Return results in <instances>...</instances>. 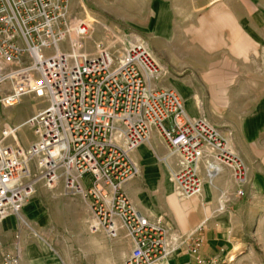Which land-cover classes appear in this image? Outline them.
<instances>
[{"label":"built area","instance_id":"1","mask_svg":"<svg viewBox=\"0 0 264 264\" xmlns=\"http://www.w3.org/2000/svg\"><path fill=\"white\" fill-rule=\"evenodd\" d=\"M71 3L0 0V105L15 106L28 95L46 102L0 132V220L19 215L39 182L51 188L62 182L89 201L91 232L132 242L127 264H155L175 249L170 228L139 210L124 191L140 175L132 153L152 132L161 135L167 158L178 157L172 179L187 199L202 192V162L209 178L229 168L239 195L249 183L248 168L217 126L189 116L178 92L158 84L165 67L144 42L121 50L116 36L109 45L88 48L92 22L74 15ZM172 114L167 129L164 121ZM24 126L34 136L28 147L17 138ZM86 174L92 175L90 187ZM202 243L194 240L193 256Z\"/></svg>","mask_w":264,"mask_h":264},{"label":"rangeland","instance_id":"2","mask_svg":"<svg viewBox=\"0 0 264 264\" xmlns=\"http://www.w3.org/2000/svg\"><path fill=\"white\" fill-rule=\"evenodd\" d=\"M210 2L72 0L71 10L77 17L92 22L94 31L88 48H94L98 42L109 45L116 36L119 41L116 46L121 50L131 42H144L165 62L158 84L176 90L187 113L185 96L192 99L198 115L189 112V116L207 118L228 139L231 149L248 168L249 183L244 195L237 193L241 200L237 204H226L223 209L227 226L234 228L239 237L235 240L238 251L227 259L218 256L215 262L264 264V190L261 194L256 192L251 169L243 155L248 153L250 160L259 166L258 174L264 181V44L257 36L260 31L257 21L264 0H218L211 5ZM228 15L235 21L234 25L223 20ZM157 16H163L172 24H155ZM201 24L207 27L199 28ZM231 26L240 34L239 26H251L250 30L245 29L250 37L244 34L239 38V41L254 44L246 54H237L232 44ZM163 30L168 32L162 34ZM224 102L226 106L219 105ZM45 104L44 100L28 95L15 106L0 105V132L20 125ZM173 124L172 114L164 125L171 129ZM17 134L25 147L34 140L27 126L21 127ZM139 167L142 173L143 168ZM92 181L91 174L84 176L86 187H90ZM172 182L175 186L173 179ZM85 199L67 190L62 182L56 188L39 182L19 213L28 224L24 228L30 232L29 242L20 245L17 241L14 254H4L0 263L5 264L6 259H14L11 264L31 263L35 262L32 257L45 255L44 259L57 258L63 264H127L130 247L123 240L102 234L88 237L82 233V226L88 220ZM19 215L10 214L17 221H20ZM102 242L104 248H101Z\"/></svg>","mask_w":264,"mask_h":264},{"label":"crops","instance_id":"3","mask_svg":"<svg viewBox=\"0 0 264 264\" xmlns=\"http://www.w3.org/2000/svg\"><path fill=\"white\" fill-rule=\"evenodd\" d=\"M217 1L211 0L210 5ZM223 20L229 25L235 24L230 15ZM155 24H166L168 26L172 23L169 20L166 21L163 16H157ZM202 25L199 28L207 27ZM188 27L186 26V28ZM165 28L167 29V27H164V30ZM231 28L233 29L231 33L233 37L232 44L235 45L236 51H238L237 54H246L254 47V44L239 41V38H243L244 34L250 37L249 32H246L245 29L249 28L250 30L251 26H239L241 34L235 32L233 26ZM257 28L260 30L257 34L258 40L263 41L261 44H264V7L263 11L259 12ZM164 30L162 34L168 32ZM235 38L237 40H234ZM157 59L162 65L165 63L159 58ZM185 98L188 113L191 112L193 116H197L194 101L187 98V96ZM217 105L218 103L215 104V106ZM219 105L226 106L227 102ZM243 155L247 158L246 162L251 169L256 192L261 194L264 190V181L261 180L262 176L258 174L260 168L250 160L248 153H243ZM166 156H168L166 145L159 132L154 130L150 140L140 145L132 153L134 161L143 168L142 173L124 186V191L139 210L151 218H162L165 225L170 228L168 241L170 248L175 249L164 260L155 264H219L220 261L214 262L213 258L226 256L227 259L229 255L238 251V248H235V240H239V237L235 235L234 228L227 226L223 215L226 204L228 206L229 204H237L241 200V197L237 195L239 188L234 181L233 173L229 168L222 167L219 173L209 178L206 173L205 162H202L200 166L202 192L198 196L187 199L178 194L176 185L174 186L172 182V172L178 167V157L167 158ZM85 200L88 220H86V225L82 226V233H85L88 237H94V235L100 237V234L107 235L104 230L90 232L89 219L91 213H89V201ZM17 234H20L19 240L16 238ZM29 235L30 232L24 228L20 221H17L16 217L9 215L0 220V258L7 253L9 255L14 254L17 241L20 245L27 244ZM197 238H202L203 243L199 255L193 256L191 247ZM117 239L123 240L131 251L133 244L130 240ZM101 244V248H104L105 244L103 242ZM99 248L100 245H98ZM44 256H40L43 258L32 257V261L36 263L19 262L18 264H63L57 258L44 259ZM221 262L227 263V260Z\"/></svg>","mask_w":264,"mask_h":264}]
</instances>
